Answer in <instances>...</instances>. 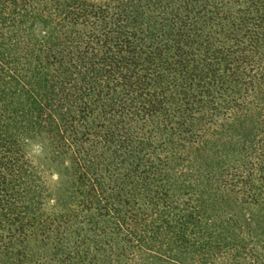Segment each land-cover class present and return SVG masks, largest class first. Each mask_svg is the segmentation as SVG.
<instances>
[{"label":"trees","instance_id":"trees-1","mask_svg":"<svg viewBox=\"0 0 264 264\" xmlns=\"http://www.w3.org/2000/svg\"><path fill=\"white\" fill-rule=\"evenodd\" d=\"M0 264H264V0H0Z\"/></svg>","mask_w":264,"mask_h":264}]
</instances>
